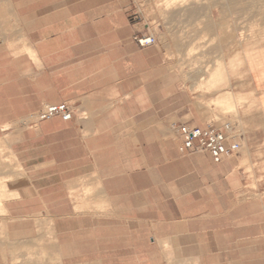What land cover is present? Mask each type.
<instances>
[{
  "label": "crops",
  "instance_id": "0c3cea01",
  "mask_svg": "<svg viewBox=\"0 0 264 264\" xmlns=\"http://www.w3.org/2000/svg\"><path fill=\"white\" fill-rule=\"evenodd\" d=\"M135 14L133 0H0V145L24 182L0 203V264H264V202L238 200L241 160L179 150L183 122L150 104L177 96L178 42L138 46ZM237 54L264 118V47ZM60 103L70 119L36 118Z\"/></svg>",
  "mask_w": 264,
  "mask_h": 264
},
{
  "label": "rangeland",
  "instance_id": "374dc122",
  "mask_svg": "<svg viewBox=\"0 0 264 264\" xmlns=\"http://www.w3.org/2000/svg\"><path fill=\"white\" fill-rule=\"evenodd\" d=\"M133 6L136 21L150 30L137 36L157 35L161 41H177L179 46L173 57L179 62L177 80L172 86L177 96H156L155 104H150L161 105L163 114L172 112L174 119L183 123L221 129L229 124L230 134L240 142L238 154L230 159L241 160L239 166L246 176L238 200L264 202V118L257 115L255 102L248 97L251 95L244 93L248 90V77L243 58L237 54L240 51L243 57L249 50L264 47V0H133ZM2 12L7 13V9L4 7ZM8 23L4 25L10 28ZM202 93L209 96H201ZM225 94L229 96H222ZM165 154V150L155 146L146 150L151 162L163 159L162 165L155 168L161 169L163 192L171 193V181L165 186L170 176ZM13 162L2 143L0 181L5 180V185L0 203L14 196L11 191L16 185L24 184L16 182L15 175L20 176L22 171L16 170L19 168ZM95 193V188L82 189V195L88 197ZM210 200L211 205L221 207L231 203V198Z\"/></svg>",
  "mask_w": 264,
  "mask_h": 264
},
{
  "label": "built area",
  "instance_id": "2783aa9c",
  "mask_svg": "<svg viewBox=\"0 0 264 264\" xmlns=\"http://www.w3.org/2000/svg\"><path fill=\"white\" fill-rule=\"evenodd\" d=\"M133 39L140 47L150 46L156 42V38L152 35H136ZM55 115L68 120L71 112L64 103L48 104L36 114V118L46 120ZM172 127L180 137L179 150L181 152L208 153L215 163H219L224 159L234 157L240 150V142L230 134L229 124H225L222 129L189 123L173 124Z\"/></svg>",
  "mask_w": 264,
  "mask_h": 264
},
{
  "label": "bare ground",
  "instance_id": "6f19581e",
  "mask_svg": "<svg viewBox=\"0 0 264 264\" xmlns=\"http://www.w3.org/2000/svg\"><path fill=\"white\" fill-rule=\"evenodd\" d=\"M222 96H229V94H226V95H222ZM220 100H223L222 98H219Z\"/></svg>",
  "mask_w": 264,
  "mask_h": 264
}]
</instances>
